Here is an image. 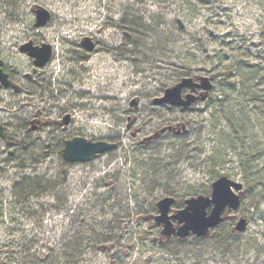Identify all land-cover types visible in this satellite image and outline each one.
<instances>
[{"label":"rangeland","instance_id":"1","mask_svg":"<svg viewBox=\"0 0 264 264\" xmlns=\"http://www.w3.org/2000/svg\"><path fill=\"white\" fill-rule=\"evenodd\" d=\"M217 5L200 9L183 34L173 23L185 12L170 0H0V60L20 90L0 89V124L9 137H0V264H53L57 252L66 253L60 264H264V111L243 99L248 119L237 141L220 149L218 132L230 130L212 117L213 101L226 85L219 82L223 67L236 62L264 67V0ZM37 7L51 15L41 29L34 27ZM131 17L146 30L172 32L177 47L198 45L225 60H207L181 75L165 54L152 51V33L137 36L124 28L122 19L128 23ZM86 37L96 44L91 53L80 46ZM29 41L51 46L43 69L19 52ZM201 76L213 80L206 102L185 112L153 104L181 78ZM239 80L230 75V83ZM260 86L257 90L264 89ZM132 100L136 107H130ZM169 126L176 132L144 142ZM74 137L117 149L90 163L67 164L61 151ZM213 154L221 157L217 165ZM249 159L259 172L246 178L240 162ZM221 176L241 183L243 197L209 236L222 238L245 218L240 242L255 237L258 245L248 252L234 245L225 255L212 248L202 252L208 239L198 246L191 237L161 245L153 223L156 203L173 198L175 213L185 200L209 195ZM25 181L35 189L17 196L13 187ZM102 233L108 250H96L86 240Z\"/></svg>","mask_w":264,"mask_h":264},{"label":"water","instance_id":"2","mask_svg":"<svg viewBox=\"0 0 264 264\" xmlns=\"http://www.w3.org/2000/svg\"><path fill=\"white\" fill-rule=\"evenodd\" d=\"M35 16L34 27L41 29L45 27L51 19L50 13L37 7L33 11ZM80 46L87 52L94 50V43L91 38L86 37L81 40ZM19 52L27 54L33 59V65L37 69L44 68L52 58V48L48 44L35 46L31 41L22 44ZM3 62L0 60V86L4 89L11 88L18 92V88L12 84L8 75L2 70ZM212 78L184 77L174 86L164 90L162 96L155 98L153 104L157 106H168L179 108L186 111L192 108L197 102H204L209 98V93L213 88ZM186 94L183 95V92ZM200 91L199 94L197 92ZM130 107L137 106V100L130 102ZM70 117L65 116L62 125L67 126ZM173 127H165L158 133H154L144 142H151L159 135L173 131ZM35 128H32L34 131ZM185 131V126H182ZM0 137L6 139L7 135L3 126L0 124ZM117 149V145L107 142H92L82 137H74L64 143L61 151L62 159L67 164H86L95 160L100 155L112 152ZM243 186L241 183L233 181L226 176L219 177L211 184V192L207 196H197L184 201V207L181 210L170 214L175 200L166 197L156 203L158 214L154 217V223L161 228V237L166 241L176 237L180 241L193 236L197 239L206 238L211 230L217 228L225 219L227 213L239 209L243 197ZM248 222L245 218H240L233 227V232L242 234L246 231Z\"/></svg>","mask_w":264,"mask_h":264},{"label":"trees","instance_id":"3","mask_svg":"<svg viewBox=\"0 0 264 264\" xmlns=\"http://www.w3.org/2000/svg\"><path fill=\"white\" fill-rule=\"evenodd\" d=\"M170 1L172 2V5H180V8L185 12V15L183 16L182 20L176 19L173 23L174 26L177 27V30H180L183 34L187 33V25L194 22V19L199 17V15L201 14V12H199L200 9H215L216 6H218L217 4L219 3V0ZM125 20L126 19L123 18L121 24L124 26L125 29L127 28V30L134 33V35H137L138 33L143 35V33H146L145 31H147L146 34L152 33V35L156 37V41L153 45L152 51H159L162 55L165 54V57H168V60H170L172 66L177 67V69L181 71V75H187V73H189L195 65L203 63L206 64L208 61L212 63L213 59L216 58L219 59V63L225 60V58H220L221 55L218 52H216L214 55H211V57L208 56L205 50H203V48L198 45L191 46V48H189L190 46L188 48H184L181 46L177 47L178 40H176V37H174L172 32L160 33L153 30H146L148 29V26H144L139 18L131 17V20L128 23H125ZM150 22L155 23L156 21L153 18L150 19ZM188 34L190 35V37H192V34ZM193 42L196 41L193 40ZM132 45L134 46L135 50H138L137 47L139 46H137L134 42L132 43ZM221 73L222 74L219 77L220 85L224 82H226V85L225 87L221 85L223 87V90L220 94L215 97V100L213 101L214 112L212 113V117H214L217 121L219 120V118H221V122L226 125V129H229L230 133L227 134L224 130H220V133L218 132L219 145L217 149L223 148L224 145L234 144L237 141V134L240 132V128L244 125V122H246V120L248 119L246 118L247 113L244 109L243 99L248 102H253L255 106L258 104L259 106L254 108L264 111V89L257 90L258 86H264V67H261L257 64L250 65L244 62H236L234 64L223 67ZM230 75H234L238 79H240V85L230 83ZM233 95L235 96L234 100L236 101V103H232L230 99V97ZM215 125L216 122L213 126ZM232 135H234L235 138H232ZM8 138L9 137H7V140ZM220 159V156L216 157L214 154L210 157V160L214 165H217ZM253 163L254 159H249L248 161L241 160L240 162V165L243 167L244 173L247 175L246 178H250L251 176L256 175V173L259 172L257 170L254 171L255 166L253 165ZM248 171H250V173H247ZM255 180L258 179L256 178ZM23 184L25 188L24 190L22 189ZM13 188L15 194L17 196H20L22 191L30 192L31 189H35V184L32 182L27 183L26 181L21 183L19 182L15 184ZM174 206H176L175 203ZM227 220L229 219H226L225 221ZM92 238L90 237L86 240H89V245L95 247L96 250L110 249V247L107 246L105 243L107 240V236L104 233H102L100 236L93 235ZM191 238H193V243H196L195 246L200 245L202 241L208 239L210 243L207 245L201 244V247L203 248L200 247L199 249L203 252L204 250L212 248L215 252H217V254L221 255L227 254L228 250L231 249V246L234 245H238L239 247L242 246L241 248H243V252H248L249 250L258 245V239L255 237L248 238L245 241L240 242L241 236L240 234H236L233 232V227L231 228V232L224 233L222 235V238L221 236L216 238H211V236H207L204 239H197L194 237ZM172 239L173 238H171L169 241H165L160 236L159 243H161V245H164L170 242ZM187 239L182 241L176 239V241L177 243L182 244L186 242ZM65 248H67L66 243H64L63 246V249ZM236 250L239 251V248H236ZM65 258L66 253L64 252H57L55 256L53 254V256L51 257L52 260H55L53 264H60L61 261ZM48 259L49 257L42 260L46 262Z\"/></svg>","mask_w":264,"mask_h":264},{"label":"flooded vegetation","instance_id":"4","mask_svg":"<svg viewBox=\"0 0 264 264\" xmlns=\"http://www.w3.org/2000/svg\"><path fill=\"white\" fill-rule=\"evenodd\" d=\"M93 40V39H92ZM81 43V42H80ZM96 45V44H95ZM2 70H3V72H5V70H4V64H3V66H2ZM6 73V72H5ZM0 89H2V87L0 86ZM10 90V89H9ZM20 91V90H19ZM199 93V92H198ZM179 110V109H178ZM181 111V110H180ZM182 130V129H181ZM174 132H176L175 131V129H173V131H171V132H169V133H174ZM186 132V131H185ZM185 132H183V134L185 133Z\"/></svg>","mask_w":264,"mask_h":264}]
</instances>
